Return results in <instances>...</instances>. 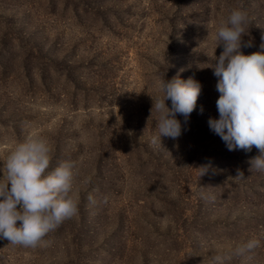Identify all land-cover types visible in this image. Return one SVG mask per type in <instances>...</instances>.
I'll return each mask as SVG.
<instances>
[{"label":"rangeland","instance_id":"374dc122","mask_svg":"<svg viewBox=\"0 0 264 264\" xmlns=\"http://www.w3.org/2000/svg\"><path fill=\"white\" fill-rule=\"evenodd\" d=\"M239 8L250 55L264 0H0V177L17 143L43 137L49 171L74 163L78 206L47 246L0 239V264H213L250 239L261 242L251 264H264V171L249 164L259 152L229 151L207 123L218 119L216 30ZM163 76L202 88L188 122L176 117L181 136L154 145Z\"/></svg>","mask_w":264,"mask_h":264},{"label":"clouds","instance_id":"9594fccd","mask_svg":"<svg viewBox=\"0 0 264 264\" xmlns=\"http://www.w3.org/2000/svg\"><path fill=\"white\" fill-rule=\"evenodd\" d=\"M248 24L247 11L232 9L216 30L215 49L222 47L223 50L218 57L213 53L214 63L208 68L217 78L218 119L209 118L207 123L229 151L250 152L255 146L259 155L249 161L250 169L264 171V35L259 51L244 55L241 48L253 46L250 40H242ZM158 88L162 97L151 108L158 113L159 135L153 137L154 145H160L161 136L173 140L181 136L182 125L176 117L180 115L188 122L202 86L192 78L182 80L175 76L165 80L163 76ZM165 101L171 102L170 108ZM50 151L45 138L29 137L17 143L2 164L0 239H6L13 246H47L44 238L65 219L78 213L77 202L70 196L74 163L63 161L49 171ZM242 177L243 173L238 171L236 179L242 180ZM260 246L259 239H250L231 254L215 255L213 264H225L233 255L239 258L240 264H251Z\"/></svg>","mask_w":264,"mask_h":264}]
</instances>
